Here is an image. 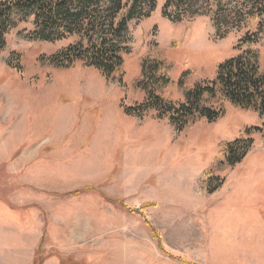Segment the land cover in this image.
<instances>
[{
	"label": "rangeland",
	"instance_id": "374dc122",
	"mask_svg": "<svg viewBox=\"0 0 264 264\" xmlns=\"http://www.w3.org/2000/svg\"><path fill=\"white\" fill-rule=\"evenodd\" d=\"M166 2L129 22L111 80L51 66L71 40L35 41L15 18L0 53V264H264V119L224 101L219 120L180 132L128 112L147 98L137 82L149 52L169 68L158 94L180 103L245 36L219 39L209 18L174 23ZM256 47L263 65L264 34ZM248 139L230 166L223 149Z\"/></svg>",
	"mask_w": 264,
	"mask_h": 264
},
{
	"label": "trees",
	"instance_id": "16d2710c",
	"mask_svg": "<svg viewBox=\"0 0 264 264\" xmlns=\"http://www.w3.org/2000/svg\"><path fill=\"white\" fill-rule=\"evenodd\" d=\"M158 0H7L0 2V53L7 46V35L16 27L15 18L31 21L32 38L44 43L71 40L58 54L48 58L56 69L77 63L115 79L125 62L126 48L119 44L127 37L132 20L148 19ZM165 17L174 23L209 18L217 38L245 32L238 42L237 55L221 63L217 78L202 82L184 93L180 103L158 94L169 83V68L155 51L144 57L137 88L147 98L128 110L140 117L156 112L157 119L169 117L180 132L204 119L219 120L225 113L224 101L235 108L256 111L264 119V64L256 47L264 34V0H167ZM252 25L256 31L250 33ZM16 61L14 67L18 68ZM257 131H260L256 129ZM253 140H237L223 149L228 164H240L253 148ZM211 170L204 173L210 176ZM214 191V190H213ZM213 191L209 190L210 193Z\"/></svg>",
	"mask_w": 264,
	"mask_h": 264
}]
</instances>
